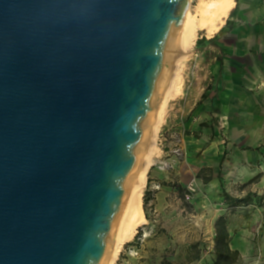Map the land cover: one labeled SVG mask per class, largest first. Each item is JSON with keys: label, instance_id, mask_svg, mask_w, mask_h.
I'll return each mask as SVG.
<instances>
[{"label": "water", "instance_id": "obj_1", "mask_svg": "<svg viewBox=\"0 0 264 264\" xmlns=\"http://www.w3.org/2000/svg\"><path fill=\"white\" fill-rule=\"evenodd\" d=\"M189 0H0V264H103Z\"/></svg>", "mask_w": 264, "mask_h": 264}, {"label": "rangeland", "instance_id": "obj_2", "mask_svg": "<svg viewBox=\"0 0 264 264\" xmlns=\"http://www.w3.org/2000/svg\"><path fill=\"white\" fill-rule=\"evenodd\" d=\"M202 1L207 3L211 0ZM202 1L193 0L190 3V13L194 18L198 17V6ZM238 9H232L213 37L200 30L184 61L179 88L181 93L167 104L164 126L159 135V160L150 168L147 176L145 190L153 192V198L147 204L148 218L137 230V233H141L138 243L135 242V235L125 244L117 264H210L215 260L214 225L218 216L228 212H225L227 204L222 186L235 195L238 184L226 180L224 175L215 177L209 184L195 180L194 170L204 159L203 151L208 146L203 149L193 147L194 137L199 138V135L194 133V137L186 139V129L191 119L197 118L196 102L202 88L210 78L215 79L213 73L218 58L224 55L219 38L232 39L230 32L228 36L225 33L229 28L234 29L231 20L237 16ZM202 37L210 39L209 42L198 41ZM214 122L218 126L219 141H229V134L224 131L227 128L226 119L221 117ZM189 185L195 187V192L187 199ZM194 246L200 251L201 260L188 263Z\"/></svg>", "mask_w": 264, "mask_h": 264}, {"label": "crops", "instance_id": "obj_3", "mask_svg": "<svg viewBox=\"0 0 264 264\" xmlns=\"http://www.w3.org/2000/svg\"><path fill=\"white\" fill-rule=\"evenodd\" d=\"M237 7V16L231 20L234 29L225 33L228 36L230 32L232 39L219 38L224 55L218 58L215 79L210 78L201 90L197 118L191 119L186 139L198 133L199 138L194 137L191 145L202 149L208 146L194 170L195 180L209 184L224 175L238 184L235 195L222 186L233 197L257 194L248 205L231 208L226 203L228 212L221 215L228 219L232 248L241 255L235 264H264V0H238L228 15ZM221 117L226 119L224 131L229 141L218 139L214 121ZM209 168L213 176L210 181L197 177L202 169ZM209 174L208 170L203 172L204 176ZM258 174L262 177L257 183L241 188Z\"/></svg>", "mask_w": 264, "mask_h": 264}, {"label": "bare ground", "instance_id": "obj_4", "mask_svg": "<svg viewBox=\"0 0 264 264\" xmlns=\"http://www.w3.org/2000/svg\"><path fill=\"white\" fill-rule=\"evenodd\" d=\"M189 0L186 7L181 27L175 41V45L166 69L164 80L154 105V110L147 126L140 158L134 171L125 207L118 219L111 244L103 264H117L120 253L125 244L132 240L140 225L146 221L143 209L144 191L147 185V176L150 168L159 160L161 149L159 147V135L164 126L167 104L169 100L179 93L181 84V69L184 61L195 41L199 31L204 30L208 36L220 28L229 11L235 4V0H211L202 1L198 6V17L194 18L190 13ZM196 16V15H194Z\"/></svg>", "mask_w": 264, "mask_h": 264}, {"label": "trees", "instance_id": "obj_5", "mask_svg": "<svg viewBox=\"0 0 264 264\" xmlns=\"http://www.w3.org/2000/svg\"><path fill=\"white\" fill-rule=\"evenodd\" d=\"M206 39L205 37H202L198 41H203ZM205 170H208L210 174L208 176H204L203 172ZM198 178H202L205 182H208L211 180L213 177L211 175V169H202L200 173H198ZM262 177V174H258L251 180H248L245 184L241 186L242 189H245L246 187H249L250 185L257 183L260 178ZM223 195L225 198L226 203L228 206L235 207L239 205H248L252 200L253 197L256 196L257 194L253 192H249L246 194L244 197L241 198H236L230 195L225 189H223ZM144 198V204H143V209L145 212L146 217L148 218V211H147V204L148 202L153 198V192L147 190L145 191V196ZM185 199V198H184ZM186 200V199H185ZM260 203V201H258ZM187 205L188 202H186ZM215 231H216V236H215V260L210 263V264H235L241 257L240 252L236 249L232 248L231 245V236L230 232L228 229V219L226 216H219L218 219L215 222ZM140 231L136 234L135 236V242L138 243V240L140 239ZM195 250H193L192 255L189 256L188 263H193V262H199L201 260V255L200 251L197 250V246H194ZM164 264H173L172 262H164ZM208 264V263H204Z\"/></svg>", "mask_w": 264, "mask_h": 264}, {"label": "built area", "instance_id": "obj_6", "mask_svg": "<svg viewBox=\"0 0 264 264\" xmlns=\"http://www.w3.org/2000/svg\"><path fill=\"white\" fill-rule=\"evenodd\" d=\"M189 192L186 194V198L189 199L191 195L195 192V187L193 185L188 186Z\"/></svg>", "mask_w": 264, "mask_h": 264}]
</instances>
